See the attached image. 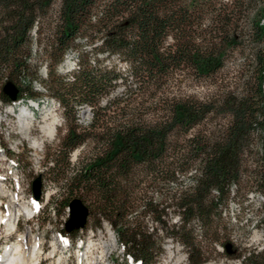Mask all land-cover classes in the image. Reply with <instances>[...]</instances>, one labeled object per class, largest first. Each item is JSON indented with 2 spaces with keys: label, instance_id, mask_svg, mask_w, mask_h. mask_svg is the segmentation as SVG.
Instances as JSON below:
<instances>
[{
  "label": "trees",
  "instance_id": "obj_1",
  "mask_svg": "<svg viewBox=\"0 0 264 264\" xmlns=\"http://www.w3.org/2000/svg\"><path fill=\"white\" fill-rule=\"evenodd\" d=\"M55 1L0 0V100L10 101L6 83L20 99L38 96V80L65 117L46 171L60 180L52 212L78 201L84 227L106 221L125 261L155 264L163 249L148 215L186 247L189 264H201L191 222L204 239L220 240L231 184L246 175L264 188V0H59L51 14ZM33 30L45 78L30 63ZM80 37L89 46L78 49L67 79L56 65ZM247 48L237 69L227 67ZM198 85L203 94L189 91ZM84 106L92 116L82 127ZM81 145L88 149L72 162ZM191 171V185L178 182ZM170 208L177 225L168 224ZM79 230L65 222L60 232Z\"/></svg>",
  "mask_w": 264,
  "mask_h": 264
},
{
  "label": "rangeland",
  "instance_id": "obj_2",
  "mask_svg": "<svg viewBox=\"0 0 264 264\" xmlns=\"http://www.w3.org/2000/svg\"><path fill=\"white\" fill-rule=\"evenodd\" d=\"M58 3L59 0H56L52 4L51 14L58 7ZM49 19L50 17H46L45 19H43V22L48 21ZM262 23L264 24V17L262 19ZM31 36L32 41L30 43V46L32 47V51L34 49V52H37V54L31 55L30 63L32 65H38L37 73L42 78H45V60H43V58L38 55V49L40 46H42L43 41H41V43L37 42V40L35 41L36 34L34 33V31L31 32ZM75 43L77 44V47L68 50L63 55L62 60L56 65V72L60 75H65L67 79L70 78L73 65L76 66V52L79 51L78 49L80 47L88 49L89 46L85 39L81 37L79 39H76ZM246 44H248L250 47L251 43ZM246 50L247 51L244 54L236 53L230 60H228L227 67L237 69L243 62V55H248L247 52L249 48H247ZM115 59L116 58L113 57L110 62H116ZM107 62L108 61H105V64H107ZM118 66L120 70L123 71L124 64H119ZM119 88L121 89V87ZM119 88L118 91L120 90ZM35 89L34 90L37 91V93H39L41 90V94L36 96L37 98H34V101H36L39 105L37 110H35V120L32 117V123L30 124L29 128L31 129L33 135H35L36 137H40L43 140H39L41 142V145H38L39 147H35L34 145H32V141H26V146L23 149H20L19 154H16L17 156H14L18 160V165L21 168L19 169L21 177L25 176L24 181L21 182V192L23 193L24 197L29 196V180L34 178L36 174L40 175L42 179H44L42 182V189L44 192L50 193L51 196H53L54 193L57 190L59 191L60 189V180L56 181L54 179H51L47 172L44 174L43 172L41 173L39 171H34V173L31 171L28 172L29 167L37 168L41 165V163L43 170L47 171V167L54 152V148H56L58 145L57 137L60 138L61 136H63L66 130L65 125H63L58 128L57 136L55 138L54 135L51 137H47L46 135H44V133L42 132V126L45 123L52 121V119H54L53 117L57 118L58 126L61 125V123L63 122V115L58 101L56 100L57 104L52 102V98L54 97H52L48 93L45 84L40 81H36ZM205 89L206 88H204L203 86L198 85L192 86L189 91L203 94ZM102 101H104V99ZM27 102V99L21 100L20 107H27ZM6 110L7 104H3L0 101V123H7V129L15 128L16 132V139H11L4 144L8 149L12 151V153H15V151L21 146V140H28V138L25 139V137H23V133L20 132L18 124L19 112L15 113L16 116H12L11 114L8 115ZM91 116L92 114L89 115L88 106H84L80 108L77 120L80 125L84 127L87 126ZM255 138L256 139H254L253 145L258 149L259 153L262 154L263 150L260 139L257 135L255 136ZM45 143H47V147L45 148L46 156L45 158H43V148ZM85 149H88L87 145H81L75 148L73 151L76 150L74 152L76 154V158ZM71 153L70 160L72 162H75L74 155H71ZM246 164L249 165V162H247ZM192 172L193 171L189 172L186 176H180L178 182H181L183 185H191ZM247 180L248 177L246 175H243L242 178L236 183L237 185L235 187V193L232 199H230L231 201L227 202V205L222 212L223 225L218 229L220 240H213L209 242V240L204 239L199 223L196 221L191 222L196 241L200 243L204 251V260L201 262V264H253L250 260H248V257H252L253 255H260L262 252H264V228H258L255 231V224H251L255 213L249 210L251 207H255L258 204H262L264 206V201L260 196L259 198L252 197L251 193L254 191L246 194L249 186L252 184V181H248V183H246ZM169 187L173 189V187H175V182L169 183ZM261 193L264 197V191H261ZM9 196L10 195L8 192L5 196L3 192H0V203L2 202L1 209L5 214L4 219L9 218L8 215H11V220L14 221L12 214L14 213V210L16 208V203L13 202ZM52 207H54V204L50 202V205L47 204L46 207H39L37 215L32 219H28L25 216L19 219L16 226V235H14L13 232L11 235L7 234V223L6 221H4L0 226V255H2V251L4 254V251L7 247H11V245L13 246V243L20 238L19 234L25 233L28 237L30 245L31 242H34L38 239L40 240V243L43 244V252H45L46 254L41 257L42 260L40 259V264H51L55 260L49 257V252L53 249L54 244L60 246V243L56 240L57 236L62 237L63 239H67L68 242H72L74 249L77 247V244H80L83 241L84 245L86 244L85 242L89 238H91L93 243L95 244L93 256L96 261L94 263L92 262V264H129L124 262V257L121 254L122 246L118 243L115 234L112 232V229L110 230V232H107L108 229L106 227L92 228L89 223L87 227H83L77 232H72L69 235H67L66 233L62 235L60 229L62 228L63 224H65V222L67 225L69 221L70 207L69 212H67V210L65 209L60 216L55 215L52 212ZM26 214L28 215V213ZM67 216L68 219L66 220ZM167 217L168 224L177 225L179 223V214L177 212H174L172 208L168 210ZM144 222L146 223L149 230L153 229L156 231L157 241H159L160 238V243L163 244L162 249H164L156 259L155 264H189L188 258L187 262L185 259L187 249L179 240L165 235L164 232L158 227V225H156L155 221H153L148 215H144ZM256 224L264 225V213H258L256 215ZM16 237L17 239L14 240L13 238ZM223 242H225V244H229V252H227L226 247H224L223 245ZM4 243H6V245L2 250ZM61 251L63 252V264H87V261L84 258L82 260H78L75 254V250L74 256L76 257V259L73 256L72 249H70L69 251H67V249H63ZM83 251L81 250V252ZM3 257L4 260L7 258L6 251L5 255H2V259H0V264L2 263V261H4ZM257 264H264V257H260Z\"/></svg>",
  "mask_w": 264,
  "mask_h": 264
},
{
  "label": "bare ground",
  "instance_id": "obj_3",
  "mask_svg": "<svg viewBox=\"0 0 264 264\" xmlns=\"http://www.w3.org/2000/svg\"><path fill=\"white\" fill-rule=\"evenodd\" d=\"M45 72H46V67H45ZM34 98H37V97H29V99H27L28 100L27 107H20L21 105L20 101L25 100V99L19 98L17 101H14L11 103L2 102L3 104H7L6 112L8 113V115L11 114L12 116H16L15 113L19 112L18 113L19 115L18 124L20 128V132L23 133V137H25V139L28 138V132H26V128H29L30 124L32 123V117L35 120V117H36L35 110H37L38 105H39L36 101H34ZM52 102L57 104L55 98H52ZM53 118L54 119H52V121L47 122L42 126V132L47 137H51L55 135V131L58 126L57 118L56 117H53ZM40 143L41 142L38 141L34 144V146L37 147ZM32 145H33V141H32ZM0 191L3 192L4 196L7 193V191L3 190L2 187H0ZM251 194H252V197H256V198H259L260 196L264 201V197L261 191H254ZM69 207H70V218L67 223V226L78 223L81 220L82 214H83L81 205H79L78 202L73 201L69 205ZM32 211H33V208L31 206H28L27 204H22V205L17 204L12 216L15 219L16 216L18 215H21V214L25 215L26 213L29 214ZM8 216L9 218L4 219L5 214L3 213V211H1V207H0V226L4 221H6L7 223L6 232L8 235H11L13 228H14V221L11 220L12 218L11 215H8ZM19 236L20 238L16 242L13 243V246L11 245V247H7L5 249L7 258L4 260V257H3L4 261H2L1 264H35L37 261L41 259V257L44 254H46L45 252L42 251L41 246L37 244L40 242L39 239L35 240L34 242H31V245H30V242L28 241V237L25 233H21L19 234ZM94 246L95 244L92 241V244L91 245L88 244V247L83 252H81L80 248L76 247L75 254L78 260L80 259L82 260L84 258L87 261L86 262L87 264H92V262L93 263L96 262L93 256ZM90 247H92V249ZM61 248L62 246L60 247L55 244L53 245V249L49 252V257L55 260L51 264H63V254H62L63 252L61 251ZM5 251L3 255H5Z\"/></svg>",
  "mask_w": 264,
  "mask_h": 264
},
{
  "label": "built area",
  "instance_id": "obj_4",
  "mask_svg": "<svg viewBox=\"0 0 264 264\" xmlns=\"http://www.w3.org/2000/svg\"><path fill=\"white\" fill-rule=\"evenodd\" d=\"M34 31V30H33ZM33 52H34V49H33ZM36 81L38 80H33L32 81V85H33V88L35 89V84H36ZM36 90V89H35ZM41 94V90L40 92L38 93V95ZM89 108V115L92 114L91 113V110H90V107ZM26 132H28V140H21V146L15 151V155L16 154H19L20 152V149H23L25 146H26V141H33V145L38 142L39 140H43L42 138L40 137H36L35 135H33L32 131L30 128H26ZM255 135V134H254ZM11 139H16V132H15V128L14 129H7V123H0V143L3 142V143H7L9 140ZM254 139H256L254 137ZM254 141V140H253ZM78 150V149H76ZM75 150V151H76ZM75 151H73L71 153V155H74V161L76 160V154L74 153ZM43 158H44V155H43ZM42 158V160H43ZM50 164V162H49ZM48 168V167H47ZM43 172L46 173V171L43 170L42 168V163L39 167L37 168H30L28 169V172ZM27 172V173H28ZM44 180V179H43ZM236 183H232L231 186H230V198L228 201H231L230 199H232L234 193H235V187H236ZM252 191H264V188H260L254 181H252V184L249 186L248 188V191L246 192L249 193V192H252ZM47 192H45V201L47 200ZM58 195V190L54 193L53 197H56ZM251 212H254L255 215L253 216V220H252V223L251 224H255V231L258 229V228H264V225L263 224H256V215L258 213H264V206L262 204H258L256 205L255 207H251L249 209ZM253 235V234H252ZM221 248V247H220ZM222 249V248H221ZM185 259L187 261V254L185 256Z\"/></svg>",
  "mask_w": 264,
  "mask_h": 264
},
{
  "label": "water",
  "instance_id": "obj_5",
  "mask_svg": "<svg viewBox=\"0 0 264 264\" xmlns=\"http://www.w3.org/2000/svg\"><path fill=\"white\" fill-rule=\"evenodd\" d=\"M3 90H4V93L9 96L10 100L16 99V89L12 86V84L6 83L4 85ZM31 190H32L34 198L39 199L40 191H41V176L40 175L36 176L33 179L32 183H31ZM75 202H78V201L75 200ZM78 204L81 205L79 202H78ZM81 208H82V213H83L81 220L74 225L67 226V228L69 230H72L74 228H81L84 226L85 221H86L87 212H86L85 208H83L82 205H81ZM225 247H226L227 252H229V248H230L229 244H226Z\"/></svg>",
  "mask_w": 264,
  "mask_h": 264
}]
</instances>
